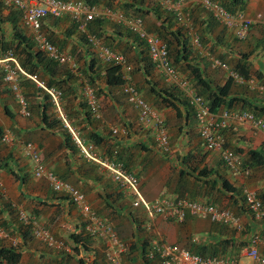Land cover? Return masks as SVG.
Returning a JSON list of instances; mask_svg holds the SVG:
<instances>
[{"label": "crops", "instance_id": "crops-1", "mask_svg": "<svg viewBox=\"0 0 264 264\" xmlns=\"http://www.w3.org/2000/svg\"><path fill=\"white\" fill-rule=\"evenodd\" d=\"M118 1L122 3L125 0ZM150 1L146 0L143 2V10H147L146 8H148ZM116 5L119 4L116 3ZM261 12L264 13V0L247 1L244 11L247 17L254 18L256 15L262 14ZM141 18L146 30L151 25H159L152 12L144 14ZM72 26L73 24L68 18H47L42 21L41 32L45 37L54 36L52 38L53 41L65 42V48L62 49L64 53L70 54L76 49L74 51L75 54H82L83 59L88 60L87 49L79 40V32L75 31L70 36L67 35V31L74 30ZM6 29L7 36H11L10 24H6ZM257 29L254 28L250 32L245 40V47H243V44L239 49L242 53L251 52L249 60L252 62V79H254L253 74L256 75L258 72L264 74V45L261 40L264 35L262 34L263 37H260V31H257ZM24 33L32 38L29 30L26 29ZM258 33L259 35H257ZM114 35V29L111 26L106 27L104 36L114 37ZM102 41L106 42L105 38H102ZM116 43H118V40L113 43V46H116L114 45ZM121 43L123 47H126L127 53H125V56L132 68L129 74L131 83L138 88L144 100L161 116L169 137V152L164 154L159 148L154 139V131L151 128L144 127L138 123L137 112L128 104L121 90L105 87L102 82L97 84V87L102 88L103 92H101V95L98 96L94 89L90 88L97 100L99 114L97 119L99 122H92L89 128L86 127L87 132L92 130L106 137L108 130L117 131L113 141H108L106 145L111 143L110 149L115 151L118 156L116 159H121L119 163L132 169L131 173L140 181V191L145 199L152 194L154 195L150 198L151 200L160 194H165L171 198L209 203L218 209L228 210L233 216L237 217L242 226V231H236L230 225L225 227L211 223L208 220L187 215L181 223L156 217L152 228V233L155 237L151 236V232H149L150 224L147 225L148 221H146L149 218H147L143 210L141 212L124 211V207L116 205L119 200L112 201L117 199L116 193H118L119 197L121 195L125 196L122 193L119 194L116 186L109 180L110 177L107 173L106 178L96 179L93 174L84 178L79 177L80 175L75 170L79 169L77 166L81 163V160H79L77 155H70L69 152L71 151L67 148L53 146V141L61 142L57 134L52 135L47 132L46 128L44 129L36 112L31 111L29 117H24L14 97L4 93L0 94V128L3 132H10L15 138L14 143L16 141L17 143L12 148L7 147V150L1 151L0 156L2 158L11 156L10 166L13 167L16 174L23 176V173H25L24 168L18 164L19 156L15 157V154L17 155L19 152L24 159L21 151L22 143L24 140L35 141L33 138L37 136L38 138L35 142H40L43 158L45 156L48 160L47 164L51 165L52 168L57 167L61 174L68 173L70 175L74 171L76 178L79 179L78 182L77 179L75 180L80 188L79 190L85 194L96 214L98 216L103 215L100 217L112 225L113 230L123 243L127 244L131 240L135 241L138 237L147 238L149 241L153 238H160L167 243L179 245L186 250L191 248L205 255L232 256L231 258H236L239 264H251L246 252L249 246L247 244L253 235L259 236L260 241L255 247L260 254H264V218L255 220L249 215L246 208L242 207L241 190L248 189L253 191L264 204V164H256L259 160H256L255 164L252 163L249 155V152L257 151L264 156V132L255 130L247 124H236L227 121L226 126L221 128L220 132L223 136L225 148L234 152L237 151L242 165L245 163L251 169L249 177L233 178L226 169L220 153L217 151L207 152L204 149L194 112L182 90L176 84L167 82L162 73L154 68L153 64L150 63L151 61L149 62V57L144 47L135 46V44L126 40ZM192 47L196 51L193 61L195 66L199 68L201 76L213 84H224L227 78L224 71L214 69L208 63V61H211V57L204 49L193 45ZM74 63L75 70H81L74 72L75 79L70 82L79 91L80 88L77 83H80L79 79L82 78V70L86 66L84 64L85 61H74ZM67 68L70 69L69 67ZM178 77L181 80H186L189 86H193V76L188 72L179 74ZM33 83V81L24 83L22 91L25 96L27 95L30 107H34L36 111L37 105L40 104L42 106L44 100L42 94H39L35 89V86L39 87L35 83L34 86ZM245 85L250 89L255 87L253 80L246 81ZM236 91L243 97L251 96L248 93V89L241 86L237 87ZM80 98V96L72 94L65 98V110L69 112V116L74 115L75 111H82L78 107ZM163 99H165V102L162 101ZM166 101L173 103V106H167L168 102ZM235 109L238 111L239 106ZM222 110L224 109L215 113L219 114ZM71 121L74 122V119L72 118ZM82 126H87V124L83 123ZM55 132L57 133L56 130ZM28 165L30 171L28 170L27 172L31 173L29 162ZM101 171L104 170L101 168ZM71 179L67 181L73 182ZM0 181L3 184V190L0 191L4 197L2 201L6 198L5 201H10L12 205H21L22 203L31 205L28 210L37 211L40 222L47 227L52 225L53 232H56L57 237L65 235V230H69L71 227L73 228V233L86 236L82 218L78 209L72 203L47 200L51 190L44 194L35 192V189L32 188L25 191V189L19 187V182L14 176L4 170H0ZM224 182L227 183L228 187L224 186ZM127 199L129 200V198ZM150 199L147 200L151 201ZM40 201H46L49 207L38 205L37 202ZM108 208L112 211H107ZM108 212L111 215H108ZM140 214L144 215L146 219L142 220V217L141 221H137L140 218ZM8 219V211L3 208L0 200V222ZM61 220L63 222L59 223ZM59 225H61V229H59ZM124 227L128 229V235H125V237L122 233ZM243 243H247V246ZM72 244L74 246V243ZM44 247L47 248L35 239L32 242L26 241L20 263L65 264L66 262V264H73V259H75L77 264H106L103 260L104 246L99 241L93 242L89 246V252L83 251L79 244L78 256L73 257L72 262L67 260V258L63 262L65 260L64 253L63 255L56 252L50 253ZM98 251L101 253V258H99ZM66 255L68 257V254ZM123 260L122 262L125 264ZM137 263L138 261L136 260L135 264Z\"/></svg>", "mask_w": 264, "mask_h": 264}, {"label": "built area", "instance_id": "built-area-1", "mask_svg": "<svg viewBox=\"0 0 264 264\" xmlns=\"http://www.w3.org/2000/svg\"><path fill=\"white\" fill-rule=\"evenodd\" d=\"M154 1L167 10L174 11L177 22L181 24L188 23L182 8L187 7L189 4H196L209 11L216 21L227 28L234 38L239 41H245L251 29L255 26H260L264 34V19L261 14L256 15L254 18L247 17L244 13L232 14L227 12L217 2L211 0H178L174 3L170 0ZM0 2L5 8L15 9L21 13L22 24L31 32L32 40L38 50L45 53L49 59L59 65L67 66L70 69H75L73 59L69 54L61 52L47 40L41 32V23L47 18L59 19L63 17H68L74 22L78 30L86 35L88 43L103 63H110L121 68L124 81L121 92L128 104L137 112L138 123L144 127L151 128L154 131V139L159 148L164 154L168 153L169 137L161 116L144 100L136 86L131 83L129 74L132 68L126 56L104 46L94 36L86 32L88 23L96 17H105L117 23H122L131 33L144 42L154 68L162 73L167 82L176 84L188 98L204 149L207 152H219L226 169L233 178H246L249 176L250 170L242 167L238 156L233 151L224 148V140L220 130L226 126L227 121L236 124H247L255 130L264 132V120L255 117L248 111L222 110L219 114L211 113L206 100L198 95L186 80L179 79L176 69L171 65L166 42L156 35L148 33L141 18H128L122 13H115L107 8L93 7L89 9L82 1L75 0H0ZM192 45L197 48L200 47L197 37L192 39ZM211 66L214 69L224 71L227 77L233 78L240 85L246 83L227 64L218 59H211ZM0 68L5 71L3 81L10 85L11 91L18 100L20 112L24 117H29L30 114L26 109L25 99L20 93L19 81L21 78L33 81L39 88L44 89L49 94L54 106L59 111L64 125L68 128L78 146L82 158L101 167L114 182L118 191L129 198L133 209L144 211L147 218L150 219L149 227L153 226V221L156 217L181 223L187 215H190L198 219L208 220L211 223L230 225L236 231H242V226L237 217L233 216L228 210L218 209L209 203L171 198L165 194H160L151 201L146 200L140 191V181L134 174L125 170L120 163L100 159L93 146H86L79 138L78 133L69 127L60 112V92L54 89H46L43 82L39 81L35 75H30L23 71L10 54L0 59ZM85 93L91 112L98 118L97 100L93 91L86 87ZM112 132L117 133L116 130H112ZM14 139L10 132H3L0 137V143L13 145ZM21 151L31 165L32 178L36 181H44L54 193L67 195L72 204L80 210L85 233L103 244L107 263L123 264V255L128 252L126 244L118 238L112 225L96 214L85 194L72 184L59 179L45 164L43 155L36 145L24 143ZM1 190H3V184L0 181ZM243 197L248 212L255 220H261L264 216V206L257 199L256 194L253 191L244 189ZM17 212L20 223L30 230L35 240L49 249L64 250V243L58 240L42 222L34 217L30 218L22 209H18ZM0 240L8 241L13 246H16L18 242L16 238L10 237L2 226H0ZM259 241L256 236L253 237L251 245L247 249L246 255L251 260V264H264V254H260L255 247ZM149 242V257L151 258L154 254L157 255L161 264H239L235 260L203 259L200 256L192 255L188 250L176 244L167 243L160 238H153Z\"/></svg>", "mask_w": 264, "mask_h": 264}, {"label": "trees", "instance_id": "trees-1", "mask_svg": "<svg viewBox=\"0 0 264 264\" xmlns=\"http://www.w3.org/2000/svg\"><path fill=\"white\" fill-rule=\"evenodd\" d=\"M75 1H82L85 4V6L89 9L93 7L107 8L115 13H122L125 17L128 18H141L143 17L144 14H148L152 12L159 25L156 24L148 27L147 28L148 33L154 34L160 39H162L164 42H166L171 65L176 69L178 75L185 74L188 72L190 75L193 76L194 84L193 86L190 85V87L193 90L196 89L195 90L196 93L206 100L211 113H215L216 111H219L221 109H224L226 111H235L236 110L235 108L239 106L238 111H248L252 113L255 117L264 120V74L262 72H258L256 75L254 74V79H252V73H253L252 62L249 60L251 52L242 53L241 51H239V49L237 50L238 45H240V43H243L244 41H239L236 38H234V36L230 33V31L227 30V28H225L224 26L220 25L216 21V19L211 15V13L206 9H204L201 5L189 4L187 7L182 8L183 14H185L188 19V23L181 24L177 22L176 13L174 11L167 10L166 8H164L154 0H151L148 3L147 6L148 8H146L147 10H143L142 8L143 2L146 0H125L122 3H120L118 0H75ZM170 1L174 3L178 0H170ZM211 1L220 4L227 12L236 14V13H244L248 0H211ZM116 3H118L119 5H116ZM3 11H4V7L0 2V59L10 54L16 60L18 66L23 71H25L27 74L35 75L39 81L43 82L44 87L46 89H54L60 92V97H59L60 112L64 116V119L68 123L69 127L74 132L78 133L79 138L86 146L89 145L93 146V149L95 150L97 156L100 159H104V158L107 160L112 159L111 161H115L119 163L121 159H116V157L118 156L116 155L115 151H112L110 149L111 143L106 145L108 141H113V137L116 136V133H113L111 130H108L106 135L107 139H106V137L92 130L87 132V128H89L92 125V122L95 121L99 122V120L97 118L94 120L95 116L91 112L87 104V98L85 92H86V87L87 88L92 87L98 96L101 95V92H103L102 88H99V86L97 87V84L100 82H102L105 85V87H111L121 90V87L124 83L122 79L123 74L121 68L110 63H103L97 57L93 48L88 43L86 39V35L80 32L77 28V25L71 21L74 30L67 31V35L70 36L75 31H77V33L79 32L78 33L79 40L87 49V56H88L87 57L88 60H84L82 54L74 53L76 49L75 50L73 49L74 51H72V53L69 54L71 58L74 59L75 62L85 61L84 64L86 68L82 70V78L79 79L80 83H77L80 89L79 91H77V87L72 85L70 81L72 79H75L74 72H79L81 69H76V70L68 69L67 66L59 65L55 61L49 59L45 53H43L42 51L36 48L32 38L28 37L24 33L26 28L22 24L21 13L15 9H8L7 14L3 15ZM63 18H68V17H63ZM7 23L10 24L11 26V30H12L11 36H7L8 35L6 29ZM20 24L22 25L20 26ZM110 26L115 31L114 37L104 36L106 27H110ZM254 28L256 29L259 28L262 30L260 26H255ZM254 28H252L251 31ZM86 32L94 36L104 46L110 48L113 51L119 52L124 56L125 53H127V50L126 47H123L121 43L123 40H126L127 42H131L132 44H135V46L144 47L145 50L147 51L144 42L141 41L135 34L131 33L122 23H117L105 17H96L93 20H91L87 25ZM53 37L54 36L52 37L47 36L46 38L53 45H55L61 52H63L62 49L65 48L66 43L57 40L53 41L52 40ZM194 37H197L198 39L200 46L199 48L204 49L211 57V59L213 58V56H216L218 60L227 64L244 81L253 80L255 83V87L250 89L245 84L240 85L236 83L234 79L231 77H227L225 83L222 85L213 84L212 82H209L208 80L203 78L201 76V72L199 71V68L195 66V63L193 61L194 54L196 53V51L192 47V39ZM102 38H105L106 42H103ZM116 40H118V43L114 44L116 46H113V43H115ZM261 40L264 45V38H262ZM149 62H150V58H149ZM208 63L211 64V61H208ZM4 77H5V71L2 68H0V90H1L0 94L4 93L14 97L15 101L19 106L15 94L10 89V85L3 81ZM26 82H31V80L26 78H21V80L19 81V85L21 89L20 93L22 97L25 99L26 109L28 110L29 113L31 111L36 112L39 118L41 119V123L44 126V129L46 128L47 132H49L52 135L57 134V137L61 139V142H59L57 148H61V147L67 148L69 151L72 152V153L69 152L70 155L72 154H73L72 156L77 155L79 160H81V163L77 166V168L79 169L75 170L76 173L80 175L79 177L84 178L93 174L95 175L96 179H99L101 177L106 178L107 174L106 172L101 171V167H99L94 162L86 161L85 159L82 158L78 146L76 145L68 128L64 125V122L62 121V118L59 115V111L54 106L49 94L44 89L37 88L34 83L33 84L35 86L36 91H38L39 94H42L44 103L42 106H40V104L37 105L36 111L34 110V107L32 108L30 107L27 101V95L25 96L22 91L23 85ZM239 86L248 89V93H250L251 96L243 97L240 94H238L236 89ZM70 94L81 97L80 98L81 100H79L78 103V107L81 108L82 111L81 112L75 111L74 115L72 116H69V112L65 110V98H67V96H69ZM162 101L165 102V99H163ZM166 102H168L167 104L165 103L167 106H173V103L169 101ZM72 118L74 119V122L71 121ZM83 123H86L87 126L81 127ZM55 130L57 131V133L56 132L54 133ZM2 133L3 130L0 128V137ZM25 142L27 141H24V143ZM36 146L39 148L40 152L43 153V150L41 149L42 146L39 141L36 142ZM224 148H225V144H224ZM234 153L237 155L238 152L236 151ZM249 155L252 163L255 164V161L259 160L256 162V164L259 163L264 164V156L260 152L251 151L249 152ZM238 158L240 159L239 156ZM43 159L45 164L47 165L48 160L46 159L45 156ZM11 160H12L11 156H8L7 158H2L0 156V170H4L12 174L14 178L19 182V187L25 189L27 179L25 176L18 175L14 172L13 167L10 166L9 163ZM121 165L128 172L132 171V169L127 168L122 163ZM47 166L62 181L68 182L67 180L72 178L74 180V183H76L75 180L77 178L74 174V171L70 173V175H68V173L61 174V172L58 170L57 167L52 168L51 165L49 164ZM242 167L250 170L249 175L251 174V169L249 166L245 165L244 163ZM78 180L79 179H77V182ZM109 180L114 184V182L110 178ZM223 184L225 187H228L227 183L224 182ZM228 189L235 191L234 189H230V188ZM119 194L121 193L119 192ZM241 195H242L241 202H243L242 207L244 206L246 208L243 197V190H241ZM2 198L4 197L0 192V200L2 202L3 208L8 211L9 219L4 222H0V226H2L8 232L10 237L16 238L20 242L18 241L16 246H13L8 241L0 240V264H21L20 261H21L23 247L25 246L26 241L29 240L31 241L33 237L30 230L24 227L20 223L17 212L18 208L16 207V205H12L10 201H5L6 198L3 199L4 201H2ZM257 199L264 206L263 202L258 197ZM47 200H57L60 201L61 203L68 202L69 204L72 203L67 195L54 193L52 191L50 196L47 198ZM37 204L43 207H49L46 201H40L37 202ZM78 211H79V215L82 218V214L80 210ZM27 214L29 215L30 218L34 217L35 219L40 221L37 211H28ZM249 215L251 214L249 213ZM214 224H218V223H214ZM219 225L227 227V225L224 224H219ZM243 233H245V231H243ZM255 236L259 238L258 235H253L252 238ZM68 238L71 240L72 243H74V246L72 245V249L76 254L79 253V248H78L79 244L83 249V251L89 252L90 251L89 246H91L93 242H98L97 239H94L87 234L86 236H81L78 233H72ZM250 240L248 244L247 243H243V244L245 245L247 244L250 246L251 245ZM148 241L149 240L147 238L138 237L135 239V241L131 240V242L129 241L130 243L129 242H127V244L124 243L126 244L128 249V252L125 255H123L124 260L122 258L124 263L135 264L137 260L138 261L137 264H161L157 255L154 254L152 255L151 258L149 257L150 242ZM187 250L192 255L200 256L203 259L214 258L221 260L237 261L236 258L234 257L231 258L232 256H224L217 254L205 255L191 248H187ZM103 260L106 262V264H108L105 259L104 252H103Z\"/></svg>", "mask_w": 264, "mask_h": 264}, {"label": "rangeland", "instance_id": "rangeland-1", "mask_svg": "<svg viewBox=\"0 0 264 264\" xmlns=\"http://www.w3.org/2000/svg\"><path fill=\"white\" fill-rule=\"evenodd\" d=\"M4 7V6H3ZM7 12H8V9L7 8H5L4 7V11H3V15H5V13L7 14ZM262 14V17L264 18V13L263 12H261ZM21 23V22H20ZM22 24H20V26H21ZM257 31H260L259 33H260V37L262 36V34H263V32H262V30L261 29H257ZM259 33L257 34V35H259ZM263 37V36H262ZM241 44V43H240ZM243 44H244V46H243ZM240 46H243V47H245V41L242 43V45H238V47H237V49H240ZM213 59H218L216 56H213ZM222 62V61H221ZM254 75V74H253ZM38 137L36 136V137H34L33 139L36 141V139H37ZM17 140V139H16ZM58 140V139H57ZM24 141H26V140H24ZM31 140H27V142H25V143H33V144H35L36 145V142L35 141H31ZM17 143V141L13 144V145H5V144H2L1 146H0V152L1 151H4V150H7L8 148L7 147H10V148H12L15 144ZM24 144V142L22 143V145ZM52 144H53V146H55V147H57L58 146V144H59V142H56V141H53L52 142ZM5 145V146H4ZM17 148V150L18 151H20L19 149H18V147H16ZM15 148V149H16ZM16 156H19L18 157V164H20V165H22V167L24 168V171H25V173H23V176H25L26 177V179H27V181H26V186H25V191H27V190H29L30 188H32V189H35V192H42L43 194L44 193H46L47 191L49 192V187H48V185L44 182V181H36V180H34V179H32V177H31V173L30 172H27L28 170L30 171V168H29V165H28V161H27V159L26 158H22L21 156H20V154H19V152L17 153V155L15 154V157ZM48 165V164H47ZM55 171V170H54ZM168 174V173H167ZM169 175V174H168ZM73 182H71V181H68V183H70V184H72L74 187H76V188H78V189H80L78 186H77V184L76 183H74V180L73 179H71ZM116 195H117V199L115 200H112V201H117V200H119V202H116V205H118L119 207H124V211H142V210H140V209H133L131 206H130V200H128V199H126V197H123L122 195L119 197V195H118V193H116ZM154 194H152L150 197H148V198H146V200L147 199H150L152 196H153ZM152 199H154V198H152ZM151 200V199H150ZM123 202V203H122ZM16 207L18 208V209H22L23 211H30V210H28L30 207H31V205H29V204H27V205H25V203H22L21 205H16ZM95 211V210H94ZM107 211H112L110 208H108L107 209ZM26 212V213H27ZM96 212V211H95ZM113 213V212H112ZM108 215H111L110 214V212H108ZM113 215V214H112ZM100 216H103V215H100ZM109 217V216H108ZM142 217H143V219H142ZM108 219V218H107ZM141 219L142 220H145L146 219V217H144V215H142V214H140V218L139 219H137V221H141ZM63 220V219H62ZM60 221L59 223H62L63 221ZM79 221H80V219H78ZM110 220V219H109ZM111 221V220H110ZM146 221H148L147 222V225H149V223H150V221H149V219L148 220H146ZM145 221V222H146ZM154 224V223H153ZM44 225V224H43ZM45 226V225H44ZM58 240H61L63 243H64V250H62V251H56V250H52V249H49V248H45L46 250H48V252H56V253H60V254H62L63 255V253H64V255H65V260L63 261V262H65L66 261V258H67V260H71V262H72V259H73V257H77L78 255L73 251V249H72V242H71V240L68 238L69 236H70V234H72L73 232H72V227L68 230H65V235H62V236H58L57 237V235H56V232L54 231L53 232V227H52V225L50 226V227H47V226H45ZM62 227H61V225H59V229H61ZM152 228H153V226H151L150 228H149V232H151V236H153L154 234L152 233ZM122 233H123V235H124V237H125V235H128V229L127 228H123V230H122ZM149 236V235H148ZM153 237H155V236H153ZM152 238V237H151ZM150 238V239H151ZM34 239H32L31 240V242L33 241ZM30 241V240H29ZM68 251V252H67ZM99 252V251H98ZM66 254H68V257H67V255ZM99 258H101L102 256H101V253L99 252ZM73 261L74 262H72L73 264H77L76 263V261H75V259H73ZM65 264H66V262H65Z\"/></svg>", "mask_w": 264, "mask_h": 264}, {"label": "clouds", "instance_id": "clouds-1", "mask_svg": "<svg viewBox=\"0 0 264 264\" xmlns=\"http://www.w3.org/2000/svg\"><path fill=\"white\" fill-rule=\"evenodd\" d=\"M131 206V205H130Z\"/></svg>", "mask_w": 264, "mask_h": 264}]
</instances>
